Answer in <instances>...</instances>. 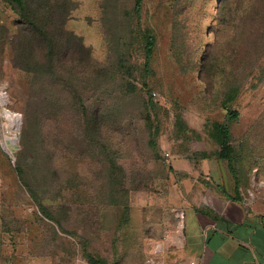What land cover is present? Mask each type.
<instances>
[{"label":"rangeland","instance_id":"rangeland-1","mask_svg":"<svg viewBox=\"0 0 264 264\" xmlns=\"http://www.w3.org/2000/svg\"><path fill=\"white\" fill-rule=\"evenodd\" d=\"M73 1L66 28L91 49L69 63L81 101L69 88L64 114L43 121L32 76L14 64L20 16L0 0V264H131L163 235V198H264V0H229L222 15V0H147L140 19L135 0ZM145 30L155 36L148 67ZM43 122L62 141L57 169L44 152L33 162L36 149L22 143L43 137ZM217 122L231 130L233 165L218 155ZM113 162L123 168L114 188L105 180Z\"/></svg>","mask_w":264,"mask_h":264},{"label":"trees","instance_id":"trees-1","mask_svg":"<svg viewBox=\"0 0 264 264\" xmlns=\"http://www.w3.org/2000/svg\"><path fill=\"white\" fill-rule=\"evenodd\" d=\"M16 12L20 19L15 21V30L13 33V39L11 44L15 52L14 64L32 76L31 90L32 97L35 102L40 106L42 112L43 121H48L51 115H61L66 107L64 95L68 93V89L76 93L78 91L77 75L75 73L76 64L72 67L69 63H76L77 59L83 52H86V59H91V49L88 47L81 36L76 35L70 30H67L66 23L69 19L70 12L75 8L76 4L73 0H6ZM229 0H222L218 2L219 14L227 12V8L230 7ZM147 5V0H135L134 12L138 19L142 17ZM263 8L260 10L261 19L264 21V2ZM250 7H257L254 1L250 2ZM262 21L263 29L264 22ZM150 30H145L143 33V48L146 54V63L148 67L151 61V55L155 46V36L149 34ZM130 34L132 38V44L137 40V36ZM83 55V54H82ZM130 86V85H129ZM78 104H80V97L78 92L76 94ZM149 107H154V100L150 97L147 101ZM77 108V107H75ZM80 107L78 111L80 112ZM64 114V113H63ZM100 113H96L95 117L91 119L88 124V131H91L96 127V120ZM238 116L237 112H234V117ZM178 120L181 117L178 116ZM40 126V133L43 137L30 138L24 136L23 142L24 149L37 151V156L32 160L33 162L41 158L42 152L48 155L47 165H51L54 169L57 167L54 163V150L62 147V141H57L56 145L52 143L50 138V131L47 128V123ZM213 137L220 145V151L218 155L222 158L229 160V165H233L235 146L232 145V133L228 125L223 123H215ZM204 157H208V154L204 153ZM20 161V160H19ZM31 161V162H32ZM40 161V160H39ZM36 162V163H37ZM21 162H19L20 165ZM18 165V166H19ZM112 171H107L105 180L113 187L118 182V174L120 171L123 173V168L116 162H113L111 167ZM19 173H24V168H18ZM53 171V178L59 176L58 173ZM50 172V176L52 174ZM55 175V176H54ZM125 177V176H124ZM26 178V174L22 178ZM59 178V177H57ZM55 178V179H57ZM29 184L28 180H24ZM235 190L238 192L240 189V179L236 180ZM208 184V183H207ZM209 186H211L209 184ZM114 188V187H113ZM102 191H106L108 194L105 196H111L109 187L102 188ZM230 198H241L240 195ZM102 202L107 205L115 204L116 206L122 205L118 198H102ZM129 202V198H126ZM51 220L58 223V220L46 214ZM132 252V250H131Z\"/></svg>","mask_w":264,"mask_h":264},{"label":"crops","instance_id":"crops-1","mask_svg":"<svg viewBox=\"0 0 264 264\" xmlns=\"http://www.w3.org/2000/svg\"><path fill=\"white\" fill-rule=\"evenodd\" d=\"M162 225L131 264H264V198H163Z\"/></svg>","mask_w":264,"mask_h":264},{"label":"bare ground","instance_id":"bare-ground-1","mask_svg":"<svg viewBox=\"0 0 264 264\" xmlns=\"http://www.w3.org/2000/svg\"><path fill=\"white\" fill-rule=\"evenodd\" d=\"M0 102L3 103L5 105L6 103V97H5V94L3 93H0ZM5 115L6 117L9 119L10 123L13 124L14 121H15V124H17V129H18V126L20 124V118L19 116L15 115V114H12L11 112H9L7 109H5ZM18 139V136H9L8 139L6 140V144H5V148L6 150L8 151H12L15 149V143Z\"/></svg>","mask_w":264,"mask_h":264}]
</instances>
